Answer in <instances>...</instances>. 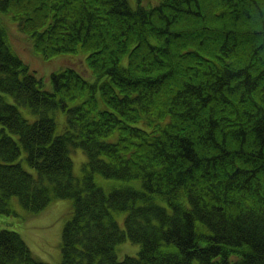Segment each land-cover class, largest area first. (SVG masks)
Here are the masks:
<instances>
[{
    "label": "trees",
    "instance_id": "1",
    "mask_svg": "<svg viewBox=\"0 0 264 264\" xmlns=\"http://www.w3.org/2000/svg\"><path fill=\"white\" fill-rule=\"evenodd\" d=\"M146 1L0 0V212L70 198L59 264H264V0ZM1 13L43 57L86 51L94 80L46 88ZM0 264L49 263L0 228Z\"/></svg>",
    "mask_w": 264,
    "mask_h": 264
},
{
    "label": "rangeland",
    "instance_id": "2",
    "mask_svg": "<svg viewBox=\"0 0 264 264\" xmlns=\"http://www.w3.org/2000/svg\"><path fill=\"white\" fill-rule=\"evenodd\" d=\"M130 5L137 6L139 0H128ZM143 5L148 6L146 0H141ZM154 4V2H152ZM5 26L8 30L10 42L13 48L18 52L21 59L36 71L37 75L43 78V84L46 88H51V72L65 67L73 66L89 81L94 80V74L86 62V51H77L72 53H60L49 58L43 57L40 53L33 52L31 43L25 41L24 33L17 28L15 21L1 13ZM15 39V40H14ZM30 40V39H29ZM28 43V44H27ZM83 55V63L78 62V55ZM84 64V65H83ZM85 67V68H84ZM12 101V97L7 95ZM24 113L30 117L27 110ZM56 121L55 133L63 132L66 123V116L63 111L54 112ZM71 158L74 162L73 172L76 176L81 175V166L86 160V156L80 147H72L70 151ZM24 157V153H22ZM24 167L31 173L35 170L30 167L26 161H23ZM99 182L109 184L114 182L101 176L97 177ZM118 183V182H116ZM13 212H0V228L15 230L25 240L32 255L49 264H59L61 258V231L65 221L69 218L71 208L70 198L54 199L43 211L37 214H29L19 203L17 196H11ZM125 213H116L115 218L120 228H124ZM139 250V244L130 241L128 238L117 244L118 259L121 260L125 255H136Z\"/></svg>",
    "mask_w": 264,
    "mask_h": 264
}]
</instances>
